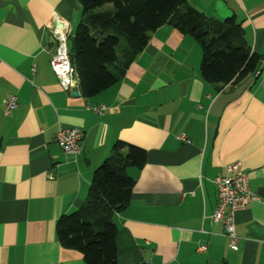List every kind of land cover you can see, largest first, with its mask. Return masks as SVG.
<instances>
[{
    "label": "crops",
    "instance_id": "1",
    "mask_svg": "<svg viewBox=\"0 0 264 264\" xmlns=\"http://www.w3.org/2000/svg\"><path fill=\"white\" fill-rule=\"evenodd\" d=\"M187 1L219 20L235 15L260 74L217 88L200 76L199 43L164 23L115 83L85 98L78 75L64 88L50 66L56 19L72 34L80 2L0 0V264H85L58 242L56 219L82 204L117 140L146 151L141 168L126 169L130 202L113 217L117 264H264V0ZM59 126L83 132L76 161ZM234 161L257 196L235 213L237 250L210 219L212 179Z\"/></svg>",
    "mask_w": 264,
    "mask_h": 264
},
{
    "label": "trees",
    "instance_id": "2",
    "mask_svg": "<svg viewBox=\"0 0 264 264\" xmlns=\"http://www.w3.org/2000/svg\"><path fill=\"white\" fill-rule=\"evenodd\" d=\"M80 19L66 36L73 74L79 77L81 95L92 97L115 83L134 57L142 51L149 33L168 23L199 43L200 76L217 88L253 75L260 55L253 53L243 37L235 15L221 20L209 17L187 0H78ZM112 4L110 8L104 5ZM121 62L122 68L113 65ZM146 151L117 140L96 168L82 204L56 219V238L61 246L78 250L85 264H117L113 220L131 198L134 179L130 166L141 168Z\"/></svg>",
    "mask_w": 264,
    "mask_h": 264
},
{
    "label": "built area",
    "instance_id": "3",
    "mask_svg": "<svg viewBox=\"0 0 264 264\" xmlns=\"http://www.w3.org/2000/svg\"><path fill=\"white\" fill-rule=\"evenodd\" d=\"M55 36L58 40V46L54 54L50 58L51 69L58 77L59 83L67 88L72 85L73 68L68 58L66 45L67 29L66 24L56 19L53 26ZM254 74H260L257 70ZM16 107V96L7 94L2 102V108L11 111ZM92 109L96 112H102L105 106H94ZM83 132L73 126H59L56 133V140L62 151L69 155L74 161L81 151V141ZM180 138L184 139L183 134ZM227 174H217L212 182L217 189V205L210 215L213 222H221L226 236L228 237V245L231 249H238V236L235 233L234 218L237 210L249 205L257 199L255 193L249 187L248 174L243 168L240 161H234L227 166ZM206 248L205 244L197 246L198 251Z\"/></svg>",
    "mask_w": 264,
    "mask_h": 264
},
{
    "label": "rangeland",
    "instance_id": "4",
    "mask_svg": "<svg viewBox=\"0 0 264 264\" xmlns=\"http://www.w3.org/2000/svg\"><path fill=\"white\" fill-rule=\"evenodd\" d=\"M106 6H112V4H106V5H104V7H106Z\"/></svg>",
    "mask_w": 264,
    "mask_h": 264
},
{
    "label": "water",
    "instance_id": "5",
    "mask_svg": "<svg viewBox=\"0 0 264 264\" xmlns=\"http://www.w3.org/2000/svg\"><path fill=\"white\" fill-rule=\"evenodd\" d=\"M74 94H78V90H76V91L74 92Z\"/></svg>",
    "mask_w": 264,
    "mask_h": 264
}]
</instances>
